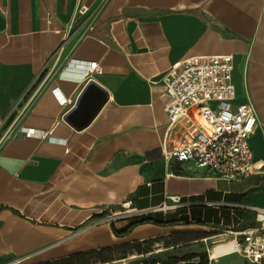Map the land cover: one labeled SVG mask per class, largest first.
Listing matches in <instances>:
<instances>
[{"label":"crops","instance_id":"crops-1","mask_svg":"<svg viewBox=\"0 0 264 264\" xmlns=\"http://www.w3.org/2000/svg\"><path fill=\"white\" fill-rule=\"evenodd\" d=\"M228 54L237 100L257 110L249 142L259 171L229 179L189 162L168 166L162 148L194 129L187 120L169 126L163 75L192 56ZM90 62L101 73L86 76ZM92 79L108 100L77 130L65 116ZM123 206L151 212L100 221ZM253 206L264 208V0H0V264L174 234L175 247L220 244L224 231L257 224ZM147 216L164 223L125 233Z\"/></svg>","mask_w":264,"mask_h":264},{"label":"built area","instance_id":"built-area-1","mask_svg":"<svg viewBox=\"0 0 264 264\" xmlns=\"http://www.w3.org/2000/svg\"><path fill=\"white\" fill-rule=\"evenodd\" d=\"M79 12L85 14L87 7L82 6ZM93 29V24H90L82 36ZM87 66L86 76L101 73L97 62H90ZM233 71L232 55L192 56L173 65L163 75L164 93L169 97L166 106L169 126L187 120L194 129V134L183 137L176 148H162L168 166L175 162H189L211 176L229 179H241L259 171L260 165L253 163V150L249 142L259 126L257 110L248 97L237 100ZM35 133V130L29 129L26 135ZM168 198L174 208L184 206L181 197ZM168 207L163 204L159 210L165 211ZM251 209L255 212L257 224L242 231L231 228L224 231L228 240L216 246L232 242V252L239 253L251 264H264V208L253 206ZM150 212L123 206L122 210H108L100 221L114 223ZM200 241L207 243L208 237ZM29 257L20 258L15 264ZM209 257L212 261L210 253ZM186 263L180 261L177 264Z\"/></svg>","mask_w":264,"mask_h":264},{"label":"rangeland","instance_id":"rangeland-1","mask_svg":"<svg viewBox=\"0 0 264 264\" xmlns=\"http://www.w3.org/2000/svg\"><path fill=\"white\" fill-rule=\"evenodd\" d=\"M239 96L243 95V91L237 90ZM173 240L166 238L161 242L150 240L140 243V249L132 248L127 254L119 251L114 254L112 260L105 263L97 261L100 264H177L183 261V257H191L198 255L195 260L198 261L200 257L207 256L209 264V249L216 246L218 242L207 241L196 242L189 245L175 247L172 245ZM37 260L29 259L18 264H35ZM194 261V262H196ZM38 264V263H36ZM213 264H251L247 262L240 254L232 255V257L220 258Z\"/></svg>","mask_w":264,"mask_h":264},{"label":"trees","instance_id":"trees-1","mask_svg":"<svg viewBox=\"0 0 264 264\" xmlns=\"http://www.w3.org/2000/svg\"><path fill=\"white\" fill-rule=\"evenodd\" d=\"M155 223V224H162L164 223L163 219L159 216H147L144 218H140L137 220H134L131 222L130 226L125 230V233L130 231L133 227L143 224V223ZM118 234H123L117 230H115ZM179 234L171 235L170 238L173 240V243L177 244L178 242ZM137 247L140 249V242H134L131 244H126L114 248H106L99 251H93L89 253H81L72 255L69 257L56 259L48 262L38 263V264H92L94 262L100 261V262H107L112 260L111 258L114 256L116 252H123L124 254H127L129 251L132 250V248ZM196 257H199L198 255H194L191 257H183L182 260L186 261V264H209L207 256L200 257L198 261L195 260ZM196 261V262H194Z\"/></svg>","mask_w":264,"mask_h":264},{"label":"water","instance_id":"water-1","mask_svg":"<svg viewBox=\"0 0 264 264\" xmlns=\"http://www.w3.org/2000/svg\"><path fill=\"white\" fill-rule=\"evenodd\" d=\"M107 100V91L93 79L89 80L65 119L75 129L81 130L91 123Z\"/></svg>","mask_w":264,"mask_h":264},{"label":"bare ground","instance_id":"bare-ground-1","mask_svg":"<svg viewBox=\"0 0 264 264\" xmlns=\"http://www.w3.org/2000/svg\"><path fill=\"white\" fill-rule=\"evenodd\" d=\"M233 249H234V243L229 242L218 246H214L210 248L209 252L212 259H217L220 256L231 253Z\"/></svg>","mask_w":264,"mask_h":264}]
</instances>
